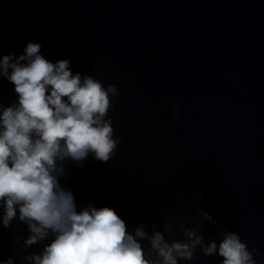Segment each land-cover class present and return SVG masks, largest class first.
Returning <instances> with one entry per match:
<instances>
[{
  "label": "clouds",
  "instance_id": "9594fccd",
  "mask_svg": "<svg viewBox=\"0 0 264 264\" xmlns=\"http://www.w3.org/2000/svg\"><path fill=\"white\" fill-rule=\"evenodd\" d=\"M41 45L29 42L23 54L0 57V77L14 85L18 101L0 104V207L4 228L19 213L28 229L24 247L53 237L40 253L23 257L31 264H180L191 262L199 249L203 256L222 257L221 264H256V248L249 250L235 232L220 230L222 239L205 241V234L180 221L175 228L163 223V232L140 225L130 233L126 222L110 207L91 204L77 210L75 197L60 184L63 162L77 164L91 154L108 162L120 137H114L108 113L118 101L119 88L107 87L92 75L73 74L70 61L55 63L40 54ZM178 119L179 108L173 104ZM219 211V209L217 210ZM204 221L216 224L199 209ZM175 232L183 239H166ZM19 238H17V242ZM143 241H148L146 250ZM20 249H17L19 253ZM0 264H14L11 257Z\"/></svg>",
  "mask_w": 264,
  "mask_h": 264
}]
</instances>
